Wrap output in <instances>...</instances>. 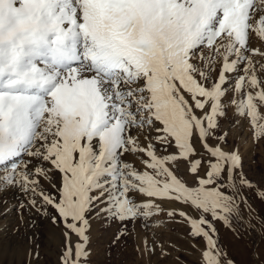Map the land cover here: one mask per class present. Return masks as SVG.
<instances>
[{"label": "snow or ice", "instance_id": "obj_1", "mask_svg": "<svg viewBox=\"0 0 264 264\" xmlns=\"http://www.w3.org/2000/svg\"><path fill=\"white\" fill-rule=\"evenodd\" d=\"M228 108L264 138V0H0V187L55 209L59 264H88L97 205L148 227L163 202L204 241L200 264H234L214 222L253 184Z\"/></svg>", "mask_w": 264, "mask_h": 264}, {"label": "rangeland", "instance_id": "obj_2", "mask_svg": "<svg viewBox=\"0 0 264 264\" xmlns=\"http://www.w3.org/2000/svg\"><path fill=\"white\" fill-rule=\"evenodd\" d=\"M252 45L261 47L255 39ZM261 112L264 113V109ZM220 123L228 133L226 149L238 150L243 174L253 188L242 190L240 197L246 198V203L238 200V209L229 217V223L237 229L222 232L225 223L214 222L218 244L234 264H264V199L258 195L264 191V138L254 139L251 127L234 116L232 108L227 109ZM140 141L144 143L143 134ZM125 159L141 167L137 155L128 154ZM178 175L189 182L193 179L183 162L179 164ZM50 176L59 183L58 175ZM41 183L48 191H55L48 180L41 179ZM32 198L31 192L19 186L0 187V264H59L64 247V226L59 221L52 222L51 217L57 215L55 209H45L39 196L35 197L36 207H32L29 203ZM100 207L97 205V210L89 216L88 264H200L204 241L189 234V226L181 217L166 214L183 206L161 203L164 212L153 217L148 227L142 221L120 222L109 218L98 211ZM183 210L197 215L193 209ZM243 214L256 215L249 220L255 222L256 228L239 229L245 227Z\"/></svg>", "mask_w": 264, "mask_h": 264}, {"label": "crops", "instance_id": "obj_3", "mask_svg": "<svg viewBox=\"0 0 264 264\" xmlns=\"http://www.w3.org/2000/svg\"><path fill=\"white\" fill-rule=\"evenodd\" d=\"M243 216H244V220H245V227L243 226V227H241V228H239V229H251L252 227H255L256 228V225H255V222L254 221H249L250 220V218H254V217H256V215H244L243 214ZM258 216V215H257ZM222 232L224 231V229H237L236 227H234V225H232V223H229V224H225V227L224 226H222Z\"/></svg>", "mask_w": 264, "mask_h": 264}]
</instances>
